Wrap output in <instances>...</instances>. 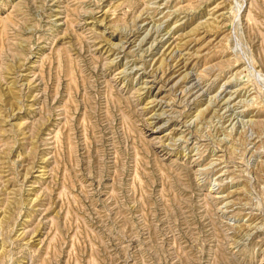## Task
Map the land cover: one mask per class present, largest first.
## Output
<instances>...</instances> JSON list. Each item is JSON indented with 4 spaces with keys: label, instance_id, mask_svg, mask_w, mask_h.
<instances>
[{
    "label": "rangeland",
    "instance_id": "374dc122",
    "mask_svg": "<svg viewBox=\"0 0 264 264\" xmlns=\"http://www.w3.org/2000/svg\"><path fill=\"white\" fill-rule=\"evenodd\" d=\"M0 264H264V0H0Z\"/></svg>",
    "mask_w": 264,
    "mask_h": 264
},
{
    "label": "bare ground",
    "instance_id": "6f19581e",
    "mask_svg": "<svg viewBox=\"0 0 264 264\" xmlns=\"http://www.w3.org/2000/svg\"><path fill=\"white\" fill-rule=\"evenodd\" d=\"M190 86H191V85H190ZM148 88H150V87H148ZM244 88H245V87H244ZM143 89H144V88H143ZM145 89H147V88H145ZM195 94H196V93H195ZM224 95H226V94H224ZM200 96H202V95L200 94ZM200 96H199V97H200ZM218 97H219V96H218ZM233 98H234V97H233ZM235 98H236V97H235ZM231 100H234V99H231ZM222 101H224V100H222ZM229 101H230V100H229ZM216 102H217V101H216ZM222 103H223V102H222ZM228 104H229V103H228ZM228 104H227V105H228ZM231 104H232V103H231ZM222 105H224V104H222ZM222 105H221V106H222ZM222 107H223V106H222ZM242 113H243V112H242ZM238 115H239V114H238ZM235 118H236V117H235Z\"/></svg>",
    "mask_w": 264,
    "mask_h": 264
}]
</instances>
